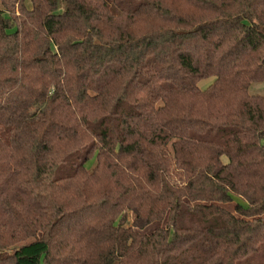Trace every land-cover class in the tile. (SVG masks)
I'll return each instance as SVG.
<instances>
[{"label": "trees", "instance_id": "trees-1", "mask_svg": "<svg viewBox=\"0 0 264 264\" xmlns=\"http://www.w3.org/2000/svg\"><path fill=\"white\" fill-rule=\"evenodd\" d=\"M0 5V264H264V0Z\"/></svg>", "mask_w": 264, "mask_h": 264}, {"label": "rangeland", "instance_id": "rangeland-1", "mask_svg": "<svg viewBox=\"0 0 264 264\" xmlns=\"http://www.w3.org/2000/svg\"><path fill=\"white\" fill-rule=\"evenodd\" d=\"M0 9H1V5H0ZM213 80L212 79H207L202 81L199 84V87H201L202 89L206 88L207 85H209ZM250 92L252 94H257V95H262L264 93V83H262L261 85L259 84H254L251 88H250ZM225 158H223L224 160Z\"/></svg>", "mask_w": 264, "mask_h": 264}]
</instances>
